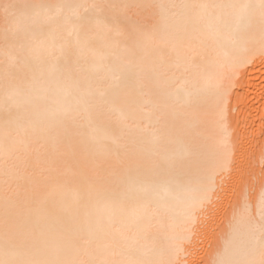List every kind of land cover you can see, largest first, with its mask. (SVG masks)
<instances>
[{"label": "bare ground", "instance_id": "bare-ground-1", "mask_svg": "<svg viewBox=\"0 0 264 264\" xmlns=\"http://www.w3.org/2000/svg\"><path fill=\"white\" fill-rule=\"evenodd\" d=\"M263 85L264 0H0V264H192ZM261 185L213 264H264Z\"/></svg>", "mask_w": 264, "mask_h": 264}, {"label": "rangeland", "instance_id": "rangeland-1", "mask_svg": "<svg viewBox=\"0 0 264 264\" xmlns=\"http://www.w3.org/2000/svg\"><path fill=\"white\" fill-rule=\"evenodd\" d=\"M261 79L259 78V79H257V80H255V82L257 83H261V81H260ZM247 82V81H246ZM264 86V85H263ZM238 88V87H237ZM236 88V89H237ZM250 90H252V91H254V87H252V86H250ZM256 90V89H255ZM246 92V91H245ZM245 92H243V93H241V96L240 95H236L235 96V100L236 101H238V103H242L243 101L242 100H245V99H243V98H241L242 97V94H245L246 95V93ZM245 95H243V97H246ZM239 96V97H238ZM242 99V100H241ZM252 99H253V97H251V100L248 98V100H249V102H248V100L247 101H245V102H243V106L245 105L244 103H247L248 102V104L250 103V106H247V110H249L250 111V108H251V106H253V104L254 105H256V106H253V112H255V114H261V115H264L263 113H264V108L260 111H254V107H257L258 105V102L255 100V98L253 99L254 101H256L255 103L252 101ZM250 101H252V104H251V102ZM241 103H240V105H241ZM257 103V104H256ZM261 109V108H260ZM237 110V111H236ZM246 110V109H245ZM239 110H238V108H236V109H234L233 110V112H234V114L235 115H237ZM252 113V112H251ZM253 115H254V113H252ZM262 123H264V120H263V122ZM254 124V123H253ZM248 125V126H245L244 128H242L241 129V131H239V133L238 134H240V135H238L239 136V138L242 136V134H243V136H242V138L244 137L245 139H242V142L241 143H243V144H245V143H247V144H245L246 146L244 147L245 148V151L243 152L244 154H247L246 152H248V149L250 150L251 149V151H249V152H251V153H248L247 155H244L243 153L241 154V158H242V155H244L243 156V158L241 159L240 157V159H238V160H245L246 162H248V160H250L251 158H249V157H251L252 155V157L254 158V155L257 157L258 155V152L256 153V151L258 150L259 151V149H256V148H258V146L256 147V137L258 138L259 136L260 137H262L263 135H264V126H259V127H257L258 125H259V123H257L256 125ZM259 128V129H258ZM247 129V130H246ZM245 130V131H244ZM255 131V132H254ZM259 131V132H258ZM245 134H244V133ZM252 132V133H251ZM258 133V134H257ZM263 134V135H262ZM254 135H255V137H254ZM258 135V136H257ZM248 136V137H247ZM253 137V138H252ZM247 139V140H246ZM249 139V140H248ZM252 139V140H251ZM244 140H245V142H244ZM254 140H256V141H254ZM247 141V142H246ZM249 141H250V143H249ZM254 144H252V143ZM252 144V145H251ZM250 146H252V148H250ZM255 146V147H254ZM247 147H249L248 149H247V151H246V148ZM263 148H264V146H263ZM262 148V149H263ZM264 152V149H263V151H262V153ZM254 153V154H253ZM261 153V154H262ZM252 154V155H251ZM264 154V153H263ZM263 156L264 155H262V156H260L259 157V159L260 158H262V159H257V160H259L258 161V163H255V161L257 162V160H256V157H255V159H253L252 158V160H250V161H254V163L256 164H254L253 163V166L254 167H252L251 169H250V162H248V167H247V163L245 164V161H243L242 162V164L244 163V165L243 166H240V168H239V170H238V172H237V170L235 171L236 173L234 174V176L232 177V178H230V179H232V180H230L229 181V179H228V182H227V185L228 186H226L227 187V191H225L224 190V193L222 192V194H225L223 197H224V203L222 202V204H220V206H219V208H218V216H214V215H217L215 212L217 211H213L214 213H213V215H212V213H211V215H210V219H212L213 217H217V219H212V223H213V220H214V222L216 223H214V225L213 224H210V226H211V228H210V230L211 231H213L212 229L214 228V227H212V226H215V228H214V232H211L212 234H209V224H208V226H207V223H209L210 221H208V222H206V228L204 227V228H202L203 229V231H206V232H204V236L202 237V230L200 231L201 233H199V235L202 237V241L200 240V238H198V241L200 242V243H198V244H195L196 246H198V248H196V246L194 245V250L192 251V252H196L197 254H195V253H192V254H189V256L191 257V256H193V258L191 257L190 259H193V261L194 262H191L192 264H211L210 262H209V260L212 262V264L214 263V259H215V257H216V255H217V253H216V251H217V248H215V243H214V241L216 240V241H218L219 239H220V237H222V234H223V232H224V230H222V229H224L223 227H224V225L226 224V225H229L230 224V222H232V221H234L235 220V213L233 214V211H234V209L236 208V206L239 204H236V202L237 201H239L238 200V198L240 199H242V201L245 199V197H247L245 200L246 201H251V199H250V197L253 199V198H256L257 199V197L259 196V194L260 193H262L261 191H262V188H260V187H263L262 185H261V183H263L264 184V159H263ZM258 158V157H257ZM252 165V164H251ZM242 167H243V170H242ZM245 167V168H244ZM247 167V168H246ZM257 167V168H256ZM248 168H249V170L251 171H249V173L247 172V170H248ZM255 170H256V173H255ZM258 170V171H257ZM245 172V173H244ZM254 172V173H253ZM246 173H247V176H246ZM251 173V174H250ZM253 173V174H252ZM243 174H244V176H243ZM258 174V175H257ZM261 174V175H260ZM240 175H241V177H240ZM254 176V177H253ZM261 176V177H260ZM242 177H245L244 179L242 178ZM260 177V178H259ZM263 177V178H262ZM258 180V181H257ZM262 180H263V182H262ZM257 181V182H256ZM243 184H244V186H243ZM251 186H250V185ZM257 186L259 187V188H257ZM251 189H252V191H251ZM258 189H259V191H258ZM261 189V190H260ZM240 190V191H239ZM255 190V191H254ZM257 191V192H256ZM225 192H227V193H225ZM238 192H239V194H238ZM247 192V193H246ZM250 192H251V194H250ZM256 193V194H255ZM227 194V195H226ZM241 194V195H240ZM255 194V195H254ZM242 195L244 196L243 198H242ZM248 195V196H247ZM255 196V197H254ZM241 199H240V201H241ZM222 200V201H223ZM258 200V199H257ZM221 201V200H220ZM223 205V206H222ZM236 205V206H235ZM217 206V207H218ZM217 207H215V209L217 208ZM223 213V214H222ZM212 217V218H211ZM209 219V218H208ZM225 219V220H224ZM228 219V220H227ZM221 221H223V222H221ZM210 222V223H211ZM224 224V225H223ZM208 231V232H207ZM206 234H209L208 236L206 235ZM219 237V239H217V238ZM204 238V239H203ZM209 238V239H208ZM197 241V240H196ZM208 241V242H207ZM205 242V243H204ZM201 247V248H200ZM195 248H196V250H195ZM198 249V250H197ZM216 250V251H215ZM215 253V254H214ZM194 254V255H193ZM212 255V256H211ZM215 255V256H214ZM194 257H196V260H195V258ZM198 257V258H197ZM186 258H188V256L186 257ZM197 259H199V260H197ZM196 261V262H195ZM199 262V263H198ZM187 264H188V262H187Z\"/></svg>", "mask_w": 264, "mask_h": 264}, {"label": "snow or ice", "instance_id": "snow-or-ice-1", "mask_svg": "<svg viewBox=\"0 0 264 264\" xmlns=\"http://www.w3.org/2000/svg\"><path fill=\"white\" fill-rule=\"evenodd\" d=\"M262 203H264V200H262Z\"/></svg>", "mask_w": 264, "mask_h": 264}]
</instances>
